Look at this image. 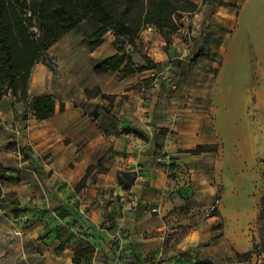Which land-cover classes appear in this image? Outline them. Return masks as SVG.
<instances>
[{
	"label": "crops",
	"instance_id": "obj_1",
	"mask_svg": "<svg viewBox=\"0 0 264 264\" xmlns=\"http://www.w3.org/2000/svg\"><path fill=\"white\" fill-rule=\"evenodd\" d=\"M191 1L197 10L190 19L182 16L181 25L196 32L208 21V10L202 0ZM210 17L215 30L206 44L220 66L209 99L164 98L156 82L144 83L153 69L124 75L126 60L117 70L95 72L99 62L118 53L114 36L107 32L92 45L78 29L77 39L65 40L77 28L48 48L52 69L41 62L31 68L27 93L53 98L50 117L38 120L28 103L0 97V264H124L135 229L150 218L147 205L157 202L160 213L173 207L162 193L170 179L173 190L188 181L184 164L189 170L204 155L211 164L243 163L232 150L253 139L249 124L242 135L236 128L249 102L240 96L243 76L229 73L243 59L238 41L245 26L240 12L235 17L223 7ZM175 36L170 43L156 27L143 29L133 61L142 64L140 54L157 63L176 57L184 47ZM216 142L218 152L186 151ZM95 164L105 170L94 169L78 186ZM125 171L136 174L128 189L117 181ZM240 184L236 180V188Z\"/></svg>",
	"mask_w": 264,
	"mask_h": 264
},
{
	"label": "rangeland",
	"instance_id": "obj_2",
	"mask_svg": "<svg viewBox=\"0 0 264 264\" xmlns=\"http://www.w3.org/2000/svg\"><path fill=\"white\" fill-rule=\"evenodd\" d=\"M202 1L208 10V21L196 32L182 29L181 23L171 34L160 32L170 43L171 36L176 35L184 50L148 71L144 83L152 87L156 82L161 89L159 95L164 98L209 99L220 66V58H216L206 44L213 38L209 34H214L215 30L210 13L217 7L230 9L235 17L240 12L245 27L238 45L244 52L238 57L243 56V59L232 64L229 75L243 76L240 96L249 103L243 116L236 120V128L242 135L249 124L253 139L236 143L232 150L234 156L242 158V164H211L207 155L195 157L193 164H188L189 170L184 164L181 173L190 175L188 181L173 190L175 181L170 179L162 193L173 199V207L160 213L157 202L147 205L149 217L158 218L150 222L147 217L142 229H135L136 237L131 241L135 246L130 247L127 253L130 259H125L124 264H264V252L253 248L261 242L258 213L264 192V0ZM176 16L190 19L193 14L179 11ZM251 33L252 39H249ZM77 35L78 29L65 40L77 39L80 36ZM249 56L248 68L246 58ZM216 143L219 149V142ZM103 168L102 164L89 165L87 175L78 186L86 177H92L94 169L96 172L104 171ZM236 180H240V188H236ZM238 199L246 201L241 203L247 205L250 212L234 220V204ZM142 239L147 242L146 248L142 247ZM248 251L250 253L243 254ZM117 257L122 258V255Z\"/></svg>",
	"mask_w": 264,
	"mask_h": 264
},
{
	"label": "trees",
	"instance_id": "obj_3",
	"mask_svg": "<svg viewBox=\"0 0 264 264\" xmlns=\"http://www.w3.org/2000/svg\"><path fill=\"white\" fill-rule=\"evenodd\" d=\"M197 7L191 0H0V97L10 94L16 101L28 103L36 119H46L54 112V100L50 96L30 98L28 79L36 62L53 68L47 50L70 30L79 29L92 45L107 32L112 33V44L117 46L118 53L99 62L94 71L117 70L126 60L123 73L128 75L160 65L146 54H140L142 64H135L132 59L137 51L136 39L143 29L154 26L159 32L171 34L180 27V16L176 14L193 13ZM85 91L90 94L88 89ZM216 150V144H197L186 151L197 155ZM135 178V173L125 171L118 174L117 181L128 189ZM258 221L261 242L253 248L264 252V192Z\"/></svg>",
	"mask_w": 264,
	"mask_h": 264
},
{
	"label": "bare ground",
	"instance_id": "obj_4",
	"mask_svg": "<svg viewBox=\"0 0 264 264\" xmlns=\"http://www.w3.org/2000/svg\"><path fill=\"white\" fill-rule=\"evenodd\" d=\"M234 206H235L234 219H239L240 220L243 217H246L247 214H249V212H250V208H248L247 205H244L241 202H237Z\"/></svg>",
	"mask_w": 264,
	"mask_h": 264
},
{
	"label": "built area",
	"instance_id": "obj_5",
	"mask_svg": "<svg viewBox=\"0 0 264 264\" xmlns=\"http://www.w3.org/2000/svg\"><path fill=\"white\" fill-rule=\"evenodd\" d=\"M181 20H182V19L179 20L180 23H181Z\"/></svg>",
	"mask_w": 264,
	"mask_h": 264
}]
</instances>
